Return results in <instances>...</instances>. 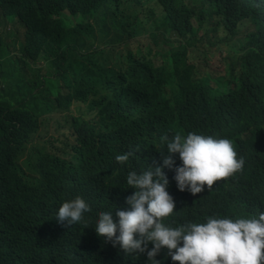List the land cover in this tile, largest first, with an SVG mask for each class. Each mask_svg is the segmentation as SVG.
<instances>
[{
	"label": "trees",
	"instance_id": "1",
	"mask_svg": "<svg viewBox=\"0 0 264 264\" xmlns=\"http://www.w3.org/2000/svg\"><path fill=\"white\" fill-rule=\"evenodd\" d=\"M157 24L167 49L129 48L141 33L155 41ZM215 45L224 73L196 62ZM71 108L67 126L38 135L41 116ZM177 132L233 138L245 163L193 197L163 168L166 223L264 207V0H0V264H147L92 226L127 207V172L160 164V136ZM76 197L88 224L65 229L55 212ZM156 259L179 264L165 249Z\"/></svg>",
	"mask_w": 264,
	"mask_h": 264
},
{
	"label": "clouds",
	"instance_id": "2",
	"mask_svg": "<svg viewBox=\"0 0 264 264\" xmlns=\"http://www.w3.org/2000/svg\"><path fill=\"white\" fill-rule=\"evenodd\" d=\"M213 35L217 39V34ZM222 38L226 39L225 35ZM214 47L220 52L223 66L225 47ZM159 139L164 144V150L159 152L160 164L127 172L123 190L134 189L124 198L127 207L115 206L97 213L92 226L96 235L113 247L118 246L126 255L145 254L147 264H162L156 259L162 249L171 261L179 264H264V207L252 217L211 215L203 222L175 226L165 222L173 214L175 202L167 191L168 179L162 169L173 171L177 190L197 196L214 181L243 171L245 161L237 156L230 141L233 138L177 132ZM131 154H116L114 159L123 163ZM174 154L178 155L179 164ZM90 211L88 204L76 197L62 201L54 217L70 229L87 225L85 217Z\"/></svg>",
	"mask_w": 264,
	"mask_h": 264
},
{
	"label": "rangeland",
	"instance_id": "3",
	"mask_svg": "<svg viewBox=\"0 0 264 264\" xmlns=\"http://www.w3.org/2000/svg\"><path fill=\"white\" fill-rule=\"evenodd\" d=\"M141 17L143 16L141 15ZM16 21V18L9 17L6 20V23L10 26H17ZM151 23L152 21L150 20L148 24H145V27H147ZM162 32V28L159 26V24H157L153 29V33L156 36L155 41H153V39L148 33H141L130 42L129 48L134 51L137 46H141L142 50L146 53L147 48L145 46L149 44V49L152 53L165 50L167 49L166 41H175V39L171 36L163 37ZM211 40L215 41V37H212ZM117 48H121V46H117ZM205 52V56L199 54L196 57V62L198 64L206 65L207 68L212 71L224 73L223 66L220 62L219 50H217L215 47H211L206 49ZM74 115L75 112L71 108L65 110H58L56 112L41 116L40 124L37 130L38 135L43 139H46L50 135H56V131L59 129V127L67 126L70 121V118Z\"/></svg>",
	"mask_w": 264,
	"mask_h": 264
}]
</instances>
